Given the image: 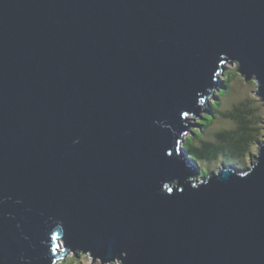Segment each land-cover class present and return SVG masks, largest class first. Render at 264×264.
<instances>
[{
  "label": "water",
  "instance_id": "obj_1",
  "mask_svg": "<svg viewBox=\"0 0 264 264\" xmlns=\"http://www.w3.org/2000/svg\"><path fill=\"white\" fill-rule=\"evenodd\" d=\"M227 62L264 102V0H0V264H264V137L184 148Z\"/></svg>",
  "mask_w": 264,
  "mask_h": 264
},
{
  "label": "trees",
  "instance_id": "obj_2",
  "mask_svg": "<svg viewBox=\"0 0 264 264\" xmlns=\"http://www.w3.org/2000/svg\"><path fill=\"white\" fill-rule=\"evenodd\" d=\"M230 72L226 70L221 77L223 87L219 90L220 92L218 91L215 94V100L210 101L208 107L210 113L201 114L202 117L198 121V125L201 128H194V136H187L184 143L185 151L195 158V163L199 166L202 174L215 168L213 160L221 153L227 156L226 164H233L237 167H241L244 164L246 166L250 165L252 157L257 151L258 143L264 137L263 102L259 103L257 101L258 104L253 105L252 101L248 102L246 99H243L237 103H233L231 107H228L229 109H222L225 101L224 98L232 89ZM247 83L256 85L254 80H249ZM214 106H217V108ZM218 117L233 120L235 126L219 129L214 132V138H209L206 134L213 125L214 120ZM82 256L83 254H80V257ZM72 257L79 258L78 264H84V261L80 257H76L75 254Z\"/></svg>",
  "mask_w": 264,
  "mask_h": 264
},
{
  "label": "rangeland",
  "instance_id": "obj_3",
  "mask_svg": "<svg viewBox=\"0 0 264 264\" xmlns=\"http://www.w3.org/2000/svg\"><path fill=\"white\" fill-rule=\"evenodd\" d=\"M225 67H226L225 71L226 70L231 71L230 77L232 78V80H231L232 81V89H231V92L224 98L225 101H224V104L222 106L223 110L227 109L228 107H231V105L233 103H237L243 99H246V101H248V102L252 101L253 105L258 104L257 101L259 103L262 102L258 98V96L254 93V91L256 89V85H253L251 83H247V81L243 79V77L241 76V74L239 72H237V70L234 71L235 69H237V63L227 62L225 64ZM221 77H222V75H221ZM221 85H223L222 82H221ZM217 92L218 91L215 90L213 96L211 95V97H208L207 102L210 103V101L215 100V94ZM208 107H209L208 105H205V109H208ZM214 107L217 108V106H214ZM202 113H204V112L201 111L199 115H201ZM191 118L193 119V120H191V122L194 123L195 126H198L197 121L200 119V116L197 117V116L191 115ZM234 126H235V122L233 120H231L229 118L218 117L214 120L213 125L209 128L206 136H208L209 138H214V132H216L217 130L222 129V128H232ZM196 128H201V126H198ZM226 159H227V156H225L224 154L221 153L219 156L214 158V160H213V165H215L214 167L216 168V166L218 167L221 163H226L227 162ZM247 159H248V157H247ZM252 160H253V157H252ZM241 167L242 168L246 167V165L244 164ZM206 170H209V169H206ZM204 173H206V172H204ZM73 255H74V253L70 251L65 256V261L63 264H78L77 261L79 258H73L72 257ZM80 258L82 259V261H84V264H100V261L98 259H95L93 261L92 257L85 255V254H83V256ZM110 264H114V263H110ZM115 264H118V263H115Z\"/></svg>",
  "mask_w": 264,
  "mask_h": 264
},
{
  "label": "flooded vegetation",
  "instance_id": "obj_4",
  "mask_svg": "<svg viewBox=\"0 0 264 264\" xmlns=\"http://www.w3.org/2000/svg\"><path fill=\"white\" fill-rule=\"evenodd\" d=\"M200 117H202V116L200 115Z\"/></svg>",
  "mask_w": 264,
  "mask_h": 264
},
{
  "label": "snow or ice",
  "instance_id": "obj_5",
  "mask_svg": "<svg viewBox=\"0 0 264 264\" xmlns=\"http://www.w3.org/2000/svg\"><path fill=\"white\" fill-rule=\"evenodd\" d=\"M186 115V114H185Z\"/></svg>",
  "mask_w": 264,
  "mask_h": 264
}]
</instances>
